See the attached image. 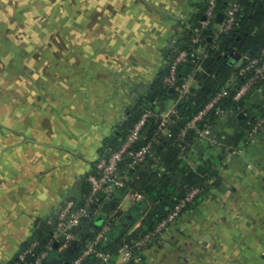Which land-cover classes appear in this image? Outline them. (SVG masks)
<instances>
[{
	"label": "crops",
	"instance_id": "1",
	"mask_svg": "<svg viewBox=\"0 0 264 264\" xmlns=\"http://www.w3.org/2000/svg\"><path fill=\"white\" fill-rule=\"evenodd\" d=\"M205 6L206 0H81L74 12L68 5V43L60 46L40 30L30 46L20 41L25 33L0 23V264L13 260L38 222L43 227L67 199L87 193V175L105 141L121 139L129 113L155 95V111L172 121L200 93L210 76L203 63L181 67L183 92L167 86L174 94L161 96L153 85L167 72L184 26ZM231 54L236 67L244 63L236 45ZM243 85L236 98L243 110H215L181 149L182 166L168 174L179 186L206 190L123 264H264V128L252 134L242 124L264 106V82L245 93ZM160 206L156 194L117 193L104 212L114 220L107 241L118 249L120 236L148 229ZM83 229L94 231L91 224Z\"/></svg>",
	"mask_w": 264,
	"mask_h": 264
},
{
	"label": "trees",
	"instance_id": "2",
	"mask_svg": "<svg viewBox=\"0 0 264 264\" xmlns=\"http://www.w3.org/2000/svg\"><path fill=\"white\" fill-rule=\"evenodd\" d=\"M231 0H219L216 6V16L214 17L212 24L209 25L207 29L203 30L204 39L201 45H206L208 49V56L201 62L206 68L210 69V76L205 80L204 87L200 93L195 96H191L186 100V104L178 111V117L168 122L167 128L168 132L164 133L159 129L160 118L152 116L148 119L145 125L146 137L141 138L138 141V145L145 144L148 141H152V154L143 163L134 169L127 170V174L132 177L129 185L125 188L116 189L111 197L104 202L102 207V213L93 217H88L82 221L80 225L73 228V231L78 234V239L71 241L67 248L61 250V241L52 245V249L49 254L43 260L42 264H72L76 258H78L84 251L86 243L89 239H92L100 230L106 219L110 223V231L107 236H109L113 230L114 220L112 218H106L104 212L108 207L109 202L116 197L117 193H127V190L137 191L142 195L156 194L158 200H160V210L155 214V220L148 229H138L129 235H121L118 239V245H121L126 237H138L142 232L154 229L156 224L165 218L175 207V205L185 196L186 192L192 187H182L176 182L172 181L168 174L170 172L178 170L182 166V157L180 156V151L183 145L190 144L194 137V128L187 130L184 136H182V129L186 124L197 115L204 107L210 102L213 97H216L223 89L227 88L225 94H223L218 100L217 105L212 111L198 122L199 127L208 119L212 120L215 118V110L224 109L227 107H235L236 109L243 110V98L236 100L235 96L240 89V87L251 78L255 72L254 67H247L249 60L258 59V64L264 61V0H238L241 9L237 12L236 21L232 29L228 32H223L218 38H213V28L214 24L218 22V13L225 12L228 3ZM207 0L205 8L190 19L192 26L190 29H184L183 36L179 40V44L183 48H188L190 43V38L194 32L192 28L199 26L200 22L205 18V11L207 8ZM237 46L238 51L244 56V63L241 66H235L233 61L234 57L231 54V49ZM249 57V58H247ZM234 62V63H233ZM196 63L184 62L178 67L177 72V83L178 85L183 83V77L180 75V69L182 66L194 67ZM244 72H241L242 69ZM169 73L168 70L164 75H160L159 79L154 83L153 87L156 90L155 94L161 96H172L170 94L169 88L165 86L162 82V78ZM235 76V81L231 86L226 87L228 81ZM264 82V78L258 77L255 79L252 89L259 87ZM250 88V89H251ZM155 95H152L153 99ZM149 99L148 104L140 107L136 112L128 114V119L122 124L121 139L116 141H105V145L100 151V155L109 154L120 147L124 138L126 137L129 129L132 125L138 121L142 113L147 108H153L156 110ZM261 115H264V106L259 109V114L251 117H244L242 124L244 127L251 128L252 123ZM241 135L238 139H241ZM122 170L126 171L125 166ZM199 186L204 187L205 184H200ZM87 189H89L87 187ZM88 193V190H87ZM87 193L78 199L82 202ZM193 202V201H192ZM183 210H187L190 204ZM91 224L94 227V231L90 234L84 232V225ZM43 227H40L38 231L35 232L34 236L24 245L28 246L32 240L35 238L40 241L41 245L48 242L53 237V227L47 223H43ZM108 239V237H107ZM105 241L104 248L111 251H116V247H113L108 241ZM120 243V244H119ZM72 246H76L75 249L70 250ZM41 246H37V251L40 250ZM12 260L9 264H12ZM97 262V257L95 254H89L82 264H95Z\"/></svg>",
	"mask_w": 264,
	"mask_h": 264
},
{
	"label": "built area",
	"instance_id": "3",
	"mask_svg": "<svg viewBox=\"0 0 264 264\" xmlns=\"http://www.w3.org/2000/svg\"><path fill=\"white\" fill-rule=\"evenodd\" d=\"M218 1L207 0L205 18L200 22L199 26L192 28V32L194 33L190 38L188 48H183L179 43L173 46V53L169 61V73L162 78V82L166 86L183 92L184 83L180 85L177 83L178 67L188 61L200 65L205 57L208 56L206 45H201L204 39L203 30L212 24L217 13L216 6ZM240 9L241 6L238 0L229 1L221 22L218 21L214 24L213 38H218L221 33L228 32L232 29L236 21L237 12ZM191 26L192 23L188 22L184 26V29H190ZM258 62V59L249 60L247 67H254L255 74L244 83L241 89L242 93H245L252 87L255 79L258 77L264 78V61L260 64ZM244 71L245 69L243 68L241 72ZM223 94H225L223 91L220 92L216 98L219 99ZM240 94L238 93L235 98L238 99ZM206 111L207 108L202 109L186 124L182 129V136L185 135L187 130L198 126V122L204 118ZM152 116L159 117V129L162 131L167 130L168 132L167 125L169 117L158 114L153 108H147L138 121L129 129L120 147L111 151L109 154L100 155L94 169L87 175L89 189L86 198L82 202H79L78 199H67L59 207L54 216L45 220L47 224L53 227V237L43 245H41L39 240L34 238L28 246L23 247L13 258L14 262L12 264H42L52 249L53 244L61 241L60 249L63 250L68 247L71 241L78 239V234L73 231V228L80 225L88 217L100 215L104 202L111 197L112 193L118 188H125L129 185L132 177L127 174V170L134 169L136 166L143 164L152 154V141L154 138L145 144L138 145V141L146 137L144 128L148 119ZM262 128H264V115L259 116L252 123L251 133H257ZM185 147L186 145H183L182 149H185ZM123 166H125L126 171L122 170ZM203 190L204 187L201 186H195L189 189L185 196L175 205L173 210L165 218L160 220L154 229L142 232L138 237H126L116 251L104 248V243L110 231V223L106 219V222H104L98 233L87 241L83 253L72 264H82L91 253L97 257L95 264H123L131 258L138 257L139 251L152 241L155 236L163 232L168 225L174 223L187 205L194 201ZM130 192L133 193L134 191L131 189L127 190V193ZM41 223L38 222L36 225L34 234L40 229ZM37 246H41L38 251L36 249Z\"/></svg>",
	"mask_w": 264,
	"mask_h": 264
},
{
	"label": "rangeland",
	"instance_id": "4",
	"mask_svg": "<svg viewBox=\"0 0 264 264\" xmlns=\"http://www.w3.org/2000/svg\"><path fill=\"white\" fill-rule=\"evenodd\" d=\"M7 1L6 6L4 2ZM81 0H0V23L6 22L9 31H18L25 33L20 41L31 46L34 42L33 33L41 31L50 32L54 37L52 42L58 44L68 43V5L76 11L77 5ZM16 6H18L16 8ZM18 12V13H16ZM72 12V13H73ZM40 18L41 22L33 21ZM50 20V21H49ZM55 21V22H54ZM5 23V24H6ZM1 30V25H0ZM30 34L27 36V34ZM62 34V35H61ZM24 39V40H23ZM1 41V39H0ZM0 54H2L0 52ZM4 77L0 67V99L1 86Z\"/></svg>",
	"mask_w": 264,
	"mask_h": 264
},
{
	"label": "water",
	"instance_id": "5",
	"mask_svg": "<svg viewBox=\"0 0 264 264\" xmlns=\"http://www.w3.org/2000/svg\"><path fill=\"white\" fill-rule=\"evenodd\" d=\"M222 18H223V13L219 12L218 13V21L221 22Z\"/></svg>",
	"mask_w": 264,
	"mask_h": 264
}]
</instances>
